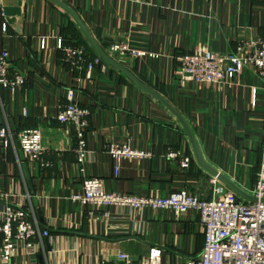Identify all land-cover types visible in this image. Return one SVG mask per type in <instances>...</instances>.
<instances>
[{"label": "crops", "instance_id": "0c3cea01", "mask_svg": "<svg viewBox=\"0 0 264 264\" xmlns=\"http://www.w3.org/2000/svg\"><path fill=\"white\" fill-rule=\"evenodd\" d=\"M62 1L76 10L108 55L184 116L206 163L252 195L263 160L262 81L250 67L225 83L199 86L181 75L180 57L201 48L233 51L241 39L264 37V0ZM59 38L98 55L74 18L53 0H0V51L11 52L14 68L26 78L22 89L0 88V128L10 125L15 134L7 146L0 138V206L9 194V201L32 206L42 228L50 229L39 240L37 264L40 256L43 264H114L120 253L132 264L153 253L161 264H181L197 256L205 236L195 211L176 219L170 210L96 209L73 200L83 180L77 139L72 127L57 120L70 89L91 112L85 175L102 177L108 191L168 197L187 188L211 199L217 184L230 189L199 164L186 131L168 108L104 61L90 78L85 68L72 70L57 47ZM119 40L158 56L113 54L111 45ZM27 126L43 130L50 164L42 169L28 162L41 215L16 144V133ZM126 141L153 155L124 160L116 175L106 147ZM170 151L179 157H170ZM185 156L192 159L188 168L181 165ZM92 210L109 212V218L96 219ZM12 264L32 263L22 249Z\"/></svg>", "mask_w": 264, "mask_h": 264}, {"label": "built area", "instance_id": "2783aa9c", "mask_svg": "<svg viewBox=\"0 0 264 264\" xmlns=\"http://www.w3.org/2000/svg\"><path fill=\"white\" fill-rule=\"evenodd\" d=\"M46 38L41 39V48L45 49ZM57 47L64 51V61L72 70H87L88 78L94 68L102 63V59L89 56L82 46H70L59 38ZM113 54L132 58L155 57L154 53L131 46L128 41L119 40L110 48ZM181 75H184L199 86L225 83L230 77L239 75L246 68L252 67L264 88V37L241 39L233 51H214L208 48L196 49L180 57ZM26 78L21 70L14 68L12 54L6 48L0 51V88L17 90L25 85ZM24 113H27L25 110ZM90 110L76 99L75 89L67 94V103L60 105L57 120L69 125L75 131L77 139L79 169L83 175L82 190L73 196V200L83 205H91L96 209L111 206L130 207L135 210H170L176 219H181L189 212L199 214L200 224L204 230V247L201 252L185 260L181 264H264V141L258 177L252 196L257 201L239 200L237 195L217 184L211 199L201 198L187 188L179 189L168 197L141 195L135 193H117L108 191L102 177L85 175V161L88 152L87 135L89 132ZM10 125L0 128V138L7 146L14 139ZM44 133L39 127H25L18 132V139L26 154L27 162L37 163L42 169L50 166L45 161L46 147ZM107 154L115 165V173L119 174L121 163L126 159H143L152 157L151 151L132 147L130 142L110 143L106 147ZM172 158L179 153L170 151ZM192 159L182 157L181 165L188 168ZM216 180V179H215ZM4 203L0 206V264H12L19 250H24L32 264L38 263L40 252L39 240L48 237L49 228H42L35 217L32 206H23L9 201V194L4 195ZM91 215L96 219H108L109 212ZM118 262L114 264H132L127 254L120 253ZM140 264H161L157 253L143 257Z\"/></svg>", "mask_w": 264, "mask_h": 264}, {"label": "water", "instance_id": "95a60500", "mask_svg": "<svg viewBox=\"0 0 264 264\" xmlns=\"http://www.w3.org/2000/svg\"><path fill=\"white\" fill-rule=\"evenodd\" d=\"M53 1L55 3H57V5H59L62 9H64L66 12H68L74 18L77 25L84 32L88 42L92 45V47L97 52L98 56L104 62L108 63L109 65L115 67L116 69H118L119 71L124 73L133 83H135L138 87H140L146 93L155 97L158 101H160L166 108H168L175 115V117L178 119V121L180 122V124L182 125V127L184 128V130L186 131V133L189 137V140H190V143L193 147L197 161L199 162V164L204 169H206L209 173H211L213 176H215V178L217 180H219L224 185H226L230 190H232L239 197H242L248 201H253V202L257 201L256 197H254L252 195H248L239 186H237L230 179H228V177H226L224 174L220 173L218 170H216L215 168H213L212 166H210L209 164L206 163V161L204 160V158L202 156L199 143H198L196 136H195L192 128L190 127L189 123L184 118V116L166 98H164L157 91H155L154 89H152L151 87H149L148 85H146L145 83L140 81L129 69H127L124 65H122L117 60H115L112 56L108 55L103 50V48L99 45V43L94 39L90 30L85 25V23L83 22V20L79 16V14L76 12V10H74L72 7H70L68 4H66L62 0H53ZM13 125H14V122H13ZM14 129H15V126H14ZM16 144H17V147L19 149L20 160L22 161L23 170H24L25 176H26L27 181H28L29 189L33 195L34 205L37 207L38 214L41 215L42 213H41V209H40V203H39V199L36 197V191H35V186H34L31 171H30V165L27 162L26 154L22 149V145H21V142L19 139L17 140ZM263 202H264V200H263ZM40 219L42 220L41 217H40ZM48 248H49V250H51L50 245L48 246ZM40 263L43 264V257L42 256H40Z\"/></svg>", "mask_w": 264, "mask_h": 264}, {"label": "trees", "instance_id": "16d2710c", "mask_svg": "<svg viewBox=\"0 0 264 264\" xmlns=\"http://www.w3.org/2000/svg\"><path fill=\"white\" fill-rule=\"evenodd\" d=\"M27 127H29V126H27ZM24 128H25V127H24ZM22 129H23V128H22ZM22 129H21V130H22ZM18 132H19V131H18ZM18 132L16 133V138H18Z\"/></svg>", "mask_w": 264, "mask_h": 264}]
</instances>
